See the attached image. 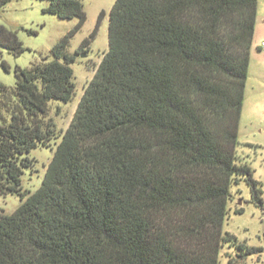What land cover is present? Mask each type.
<instances>
[{"label":"trees","instance_id":"trees-1","mask_svg":"<svg viewBox=\"0 0 264 264\" xmlns=\"http://www.w3.org/2000/svg\"><path fill=\"white\" fill-rule=\"evenodd\" d=\"M44 1L78 24L53 61L0 83V197L22 202L0 213V264H221L225 245L240 260L255 254L224 225L233 184L245 179L262 203L251 168L237 164L259 0H116L109 51L31 193L28 155L54 138L41 118L49 103L73 99L67 50L87 20L82 0ZM0 48L26 51L3 26Z\"/></svg>","mask_w":264,"mask_h":264},{"label":"rangeland","instance_id":"rangeland-1","mask_svg":"<svg viewBox=\"0 0 264 264\" xmlns=\"http://www.w3.org/2000/svg\"><path fill=\"white\" fill-rule=\"evenodd\" d=\"M1 1L0 26L15 32L26 50L16 56L0 48V83L13 88L17 83L16 69H31L46 58L47 62L53 61L52 49L76 27L78 19L63 20L45 13L49 2L44 0ZM82 3L87 20L71 39L67 50L70 55L77 54L75 63L71 65L74 72V96L69 103L51 101L48 113L41 116L44 131L51 132L54 138L49 146L39 145L28 155L33 166L24 169L21 178L24 191L35 193L42 186L62 135L69 128L87 86L109 51L110 13L116 0H82ZM102 13L105 16L96 36L92 38ZM85 41L88 43L81 48ZM238 142L237 164L251 168L253 179L259 183L262 203L253 198L252 189L245 179L233 184L224 231L234 235L238 244L255 249L256 253L240 260L238 256L242 252L235 246L225 245L221 251V264L227 263L228 255L237 259V264H264V0L258 1ZM21 203L18 195L0 197V213L11 215ZM238 209L243 212L237 213Z\"/></svg>","mask_w":264,"mask_h":264}]
</instances>
